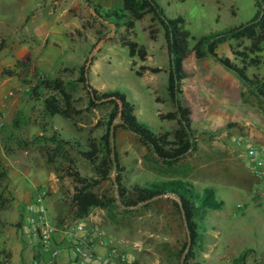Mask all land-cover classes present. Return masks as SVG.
Returning <instances> with one entry per match:
<instances>
[{"label":"rangeland","instance_id":"obj_1","mask_svg":"<svg viewBox=\"0 0 264 264\" xmlns=\"http://www.w3.org/2000/svg\"><path fill=\"white\" fill-rule=\"evenodd\" d=\"M90 1L104 10L123 3ZM156 1L169 17L186 19L195 37L191 46L203 36L246 24L258 10L255 0ZM25 7H31L29 17L34 15L35 23L48 32L39 35L32 20H23ZM92 14L88 0H0V74L6 69L0 75V164L7 170L0 188V264L33 263L36 241L22 225L30 195L36 192L44 196L50 223L74 227L83 221L125 238L121 246L128 260L122 264H181L178 255L186 229L170 198L128 211L117 202L79 217L76 199L86 186L84 178H96L95 169L72 147L48 140L60 135L87 145L90 138L100 141L107 130L112 106H90L88 90L79 81L82 66L98 90L126 93L139 118L154 129L173 131L179 126L175 119L160 117L176 110L167 91L169 53L164 29L152 24L151 15L137 21V41L148 50L143 61L132 58L120 35ZM157 29L152 39L151 32ZM236 43L220 45L218 54L237 62L231 52V44ZM184 64L188 76L180 99L192 109L196 150L168 165L132 132L120 128L113 139L123 168L120 173L127 186L187 178L200 188L213 187L224 204L205 215L194 260L264 264V184L251 162L255 153L264 155V100L210 55L199 57L192 51ZM142 65L162 71L138 75ZM253 73L264 76V62L252 67L249 74ZM58 76L80 110L74 121L45 113L43 100L50 92L45 79ZM117 173L114 167L112 176ZM91 190L114 197L116 185L106 180Z\"/></svg>","mask_w":264,"mask_h":264},{"label":"trees","instance_id":"obj_2","mask_svg":"<svg viewBox=\"0 0 264 264\" xmlns=\"http://www.w3.org/2000/svg\"><path fill=\"white\" fill-rule=\"evenodd\" d=\"M255 1L258 10L249 22L203 36L191 46V40L195 37L186 27V19L183 16L169 17L156 0H123L121 7L112 10H104L101 5L88 0L92 17L110 26L120 35L123 45L128 48L132 58L137 56L144 61L148 56L147 47L137 41L135 28L138 20L151 15L152 24L164 29L169 53L167 91L176 110L161 114L160 117L175 119L179 126L173 131H161L157 127L154 129L139 118L136 104L128 99L126 93L112 88L105 91L98 90L88 77V69L82 66L79 81L88 90L90 106L101 104L112 106L107 130L100 141L90 138L87 145L80 140L76 141L74 138L67 140L59 137L60 135L48 138L56 146L65 144L72 147L95 169L96 178H84L86 186L82 188L76 199L79 217H84L93 208H107L116 205L117 202L128 211L142 204L149 206L157 199L167 196L181 214L186 229V239L178 255L181 261L185 255L181 264H200L194 259L197 249L201 246L205 215L209 210L221 209L224 204L216 190L210 186L200 188L187 178L161 179L127 186L124 176L120 173L123 168L120 166L113 139L118 129L128 130L168 165L178 163L191 151L196 150L192 109L184 105L180 99L184 80L188 76L184 63L192 51H195L199 57L207 55L214 57L234 71L249 89L264 100V76L260 73L249 74L252 67L259 68L264 62V0ZM156 31L158 32V29L151 32L152 39L156 37ZM232 40L237 41L236 45L231 44V52L237 62H233L228 57L223 58L217 52L220 45ZM147 70L157 73L161 72L162 68L142 65L137 74L142 75ZM5 71L6 69L1 72V77L5 75ZM44 83L45 88L50 91L43 100L45 113L49 117L61 116L74 121L75 115L80 113V110L76 108L65 81L58 76L45 79ZM114 167L118 172L115 178L112 176ZM6 176V168L0 164V188ZM106 180H112L116 185L114 197L100 195L91 190L92 187Z\"/></svg>","mask_w":264,"mask_h":264},{"label":"built area","instance_id":"obj_3","mask_svg":"<svg viewBox=\"0 0 264 264\" xmlns=\"http://www.w3.org/2000/svg\"><path fill=\"white\" fill-rule=\"evenodd\" d=\"M255 153L251 158L253 171L264 184V155L258 157ZM47 208L44 196L33 193L28 200L22 229L33 237L39 245L32 264H57L62 251V240L57 238L58 228L47 219ZM72 247L73 264H111L114 256H118L122 262L128 260L124 252H116L119 246L126 243V239L115 234H106L98 224L79 222L72 231L67 233ZM98 245H109L112 249L108 255L101 254Z\"/></svg>","mask_w":264,"mask_h":264},{"label":"crops","instance_id":"obj_4","mask_svg":"<svg viewBox=\"0 0 264 264\" xmlns=\"http://www.w3.org/2000/svg\"><path fill=\"white\" fill-rule=\"evenodd\" d=\"M26 10L23 13V15H25L23 17L24 21H30L32 20V22L34 23L35 27L34 29L36 30V32L41 35L44 32H48L49 29H47V27L41 25V24H36V19L34 18V15H32L31 17H29V12H27V10H30L31 7H25ZM28 19V20H27ZM56 226V225H55ZM58 228V231L56 233L57 238H59V240L61 239L62 242V251L61 254L57 260V264H73L71 262V258L73 255L72 252V247H71V241L69 240L67 233L72 231V229L74 227H67L66 225H60V226H56ZM36 243V242H35ZM36 254L39 251V245L36 244ZM111 247L109 245H98L97 250L103 254V255H108L111 252ZM123 249V246H119V248L117 249L116 252H121ZM123 262L121 261V259L118 256H114L112 259V263L111 264H122Z\"/></svg>","mask_w":264,"mask_h":264},{"label":"water","instance_id":"obj_5","mask_svg":"<svg viewBox=\"0 0 264 264\" xmlns=\"http://www.w3.org/2000/svg\"><path fill=\"white\" fill-rule=\"evenodd\" d=\"M115 170H116V169H115ZM183 215H184V211H183ZM184 257H185V255L183 256L181 263H183Z\"/></svg>","mask_w":264,"mask_h":264}]
</instances>
